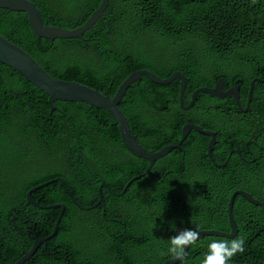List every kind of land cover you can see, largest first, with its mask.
Returning <instances> with one entry per match:
<instances>
[{"label": "trees", "instance_id": "16d2710c", "mask_svg": "<svg viewBox=\"0 0 264 264\" xmlns=\"http://www.w3.org/2000/svg\"><path fill=\"white\" fill-rule=\"evenodd\" d=\"M29 1L46 25L65 30L83 26L101 5L95 0ZM0 35L55 80L81 84L110 99L134 72L147 70L162 80L181 72L187 80L185 107L196 90L222 82L224 91L239 88L246 109L251 83L263 81L255 83L248 112L241 111L235 99L206 94L184 111L180 80L158 86L143 77L132 85L120 110L150 154L179 143L185 125L193 124L216 134V164L227 162L229 152L238 147L246 157L235 154L217 169L208 157L210 137L193 131L180 149L143 176L149 163L125 148L107 111L56 102L51 114L48 96L0 63V163L5 155L15 162L33 161L43 152V160L32 163L39 172L26 183L22 198L43 183L57 178L66 182L69 193L60 182L33 199L39 201L45 193L41 205H65L59 236L64 250L76 255V264H165L176 257L168 249L178 228L230 233L228 206L236 191L264 203V0H110L103 18L82 40L53 43L33 34L25 13L0 9ZM182 174L185 179L175 177ZM103 182L110 188L102 193L111 207L106 216L101 209L91 214L78 209L75 201L86 209L93 197L100 200ZM35 212L50 220L52 226L45 228L51 233L61 209ZM233 215L235 239H243L244 251L229 264H264V210L237 196ZM107 229L109 254L104 257L101 245L89 262L81 247L92 243V235L104 240ZM216 239L235 240L194 241L181 264H202L208 244ZM10 249V264L17 263L21 249Z\"/></svg>", "mask_w": 264, "mask_h": 264}, {"label": "water", "instance_id": "95a60500", "mask_svg": "<svg viewBox=\"0 0 264 264\" xmlns=\"http://www.w3.org/2000/svg\"><path fill=\"white\" fill-rule=\"evenodd\" d=\"M95 1H99L101 3L99 9L90 16V18L83 26L74 30H65L58 27L46 25L40 10L33 2L29 0H0V9H8L14 12L25 13L28 17L29 27L33 32V34L39 39H45L53 43L56 40H82L84 34L90 31L103 18L110 5V0H95ZM0 63L9 67L16 73H18L22 78H24L30 84H32L37 89H39L44 94H46L49 98L48 103L51 108V114L57 110L56 107L54 106L56 102L87 104L97 109L107 111L112 116V118L115 120L116 124L119 127L122 143L125 146V148L134 157L145 160L149 163V168L143 176L147 175L152 170V168L155 166L157 161L168 156L174 150L180 149L193 131L211 138L208 145V156L212 160L213 159L212 153L216 146V134L214 132L205 131L203 128L199 126L193 124H187L183 128L182 138L179 141V143H177L176 145L167 146L158 153L150 154L143 146L140 145L137 137L133 135L132 130L126 119V116L120 110V105L124 97L126 96L128 90L132 87V85L137 83L143 77L149 79L151 82H153L158 86H167L176 80H180L181 81L180 107L184 111H189L194 107L197 98L200 94H206L216 97L218 99H225V98L235 99L239 109L241 111L248 112L253 100V91L255 88V83L263 82L261 80H256L251 83L246 109H243L242 107L239 88H232L228 91H224V84L222 82H218L215 88H201L196 90L192 95V100L190 104L187 107H185L184 95L187 88V80L185 75L182 74L181 72L174 73L170 78L166 80H162L161 78L157 77L156 75H154L153 73L147 70L134 72L120 86L115 97L113 99H110L109 97L104 96L100 92L88 88L86 86H83L81 84L55 80L22 48L10 42L1 35H0ZM227 164L228 162H226L224 165H216V167L224 168ZM141 178L142 177L140 176L136 177L133 181L139 180ZM61 181L63 182L67 193H69L66 186V182L62 179ZM131 183L127 185L126 188H129ZM104 187H107L106 183L102 184V188ZM38 188L40 189L42 188V186ZM34 191L35 189L33 190V192ZM125 192L126 190L124 191V193ZM31 193L28 194L29 198L31 197ZM237 196L243 197L251 204L257 207H261L264 210V203H262L259 200H256L251 194L245 191H236L232 195L228 206L229 222L231 229L230 233H223L219 231H201L199 232L200 235L196 241L204 237H217V238H227V239H235L237 237L238 226L233 215V208ZM70 197L72 196L70 195ZM101 198L104 201V198L103 197ZM56 208H60L61 213L60 216L58 217L57 223L54 228V233L52 234V236H50L46 240L37 242L32 252L21 258L16 264H25L34 254V252L40 247L41 244L47 242V240L53 239L56 236L62 218L65 214L66 207L65 205L62 204V205L52 206L49 209H56ZM184 230L185 228H178L175 231V235L179 234ZM189 251H190V244L185 246V250L181 258L175 257L173 259L168 260L165 264L183 263L188 257Z\"/></svg>", "mask_w": 264, "mask_h": 264}, {"label": "flooded vegetation", "instance_id": "af4514ba", "mask_svg": "<svg viewBox=\"0 0 264 264\" xmlns=\"http://www.w3.org/2000/svg\"><path fill=\"white\" fill-rule=\"evenodd\" d=\"M13 121L14 119L12 118V123ZM11 131L12 133H10L9 136L13 138V127H11ZM74 132H72V134L70 135L72 139H75ZM69 142V139H67V143ZM72 144L73 141L70 142L71 146ZM235 151L231 150L229 152V158L227 161L228 163L231 158L235 156V154L241 156V158L244 160L246 159V157L242 155L240 147H238ZM43 158L44 155L43 152H41L33 161L15 162L13 156L7 157V155H5L3 161L0 163V264H10L12 250L10 249V245H14V248L16 247V245H18V247L21 249V258H23L24 256L32 252L37 242L46 240L54 233V229L51 233H49L48 231V228L52 226V224H50V220L46 219L43 215H39V217H37L38 214L37 212H35L52 210L49 209L52 206L41 205L42 202H45V193H42L41 197H38L39 201L33 199V195L37 196L38 193L46 187L60 184V182H62L61 178H57L55 180H52L51 182L38 185L29 190L26 193L25 198L21 197L22 190L24 187L29 185L26 183L32 178L31 176L39 172V169H36V167L32 163L38 161L41 162ZM209 160L214 164L213 166L217 168L216 165L218 164H216L213 159L211 160L209 158ZM204 166H206V164H204ZM94 168L95 167L92 165V171H94ZM175 177L185 179V174H182L180 176L176 175ZM185 181L187 183V178ZM88 184L92 185L91 183ZM102 184L98 189L101 197H103V190L110 191V188L107 184V187L104 188H102ZM40 186H42V188L39 189L38 187ZM34 189L35 191L33 192ZM29 193H31L30 198L28 197ZM101 197L100 200L96 198V196L93 197L92 200L88 203V207L86 209L76 201L75 205L78 209L87 210L89 214H91L92 212L96 213L98 209H101L103 210V216L105 217L106 211L111 207H108L106 200L104 199L103 201ZM70 198L72 199L73 197ZM57 205L62 204H56L53 206ZM111 221H116V219L108 220V223H110ZM46 225H48L49 227L45 228ZM108 229L104 230V235H102L104 240H98V236L92 235L89 237L92 243H88V246L83 245L81 247V249H84L88 252L87 258L89 262L95 259V254L98 252L97 250L100 249L101 245H104L101 249V251L104 252V257L109 254V251H107L105 247V243L109 242L110 240V229ZM59 231L60 229L53 239L47 240V242L41 244L25 264H64V261L65 263L67 262V264H76V255L73 253H69L68 250H64L61 236H59ZM57 241L59 242L57 243ZM79 247L80 246L76 247V249H78Z\"/></svg>", "mask_w": 264, "mask_h": 264}, {"label": "clouds", "instance_id": "9594fccd", "mask_svg": "<svg viewBox=\"0 0 264 264\" xmlns=\"http://www.w3.org/2000/svg\"><path fill=\"white\" fill-rule=\"evenodd\" d=\"M199 235L198 231L185 229L171 238L168 251L177 258H181L185 246L196 241ZM243 251V239H235L230 242L224 239H216L208 244V253L204 257L202 264H229V261L235 255Z\"/></svg>", "mask_w": 264, "mask_h": 264}]
</instances>
